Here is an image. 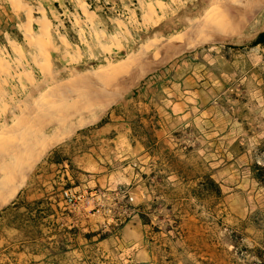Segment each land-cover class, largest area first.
Returning <instances> with one entry per match:
<instances>
[{
	"label": "rangeland",
	"instance_id": "rangeland-1",
	"mask_svg": "<svg viewBox=\"0 0 264 264\" xmlns=\"http://www.w3.org/2000/svg\"><path fill=\"white\" fill-rule=\"evenodd\" d=\"M262 33L264 0H0V201L20 186L0 245L30 231L24 212L1 214L20 196L99 189L118 234L132 220L129 264H264ZM54 148L69 160L55 172ZM90 148L112 186L75 187Z\"/></svg>",
	"mask_w": 264,
	"mask_h": 264
},
{
	"label": "crops",
	"instance_id": "crops-1",
	"mask_svg": "<svg viewBox=\"0 0 264 264\" xmlns=\"http://www.w3.org/2000/svg\"><path fill=\"white\" fill-rule=\"evenodd\" d=\"M112 115V114H111ZM98 135L100 133H97ZM83 133H78L80 139ZM132 139V135H128ZM159 140L160 137H157ZM106 138L102 139L105 140ZM148 137L142 139V146L144 154L150 155L151 148L148 147ZM95 148H90L88 152H79L75 157V162L78 164V168L87 173V179L85 183H78L77 188L92 189L98 183L104 184V187H110L114 184V174L112 173V162L108 163L104 161L95 160L98 153H95ZM62 151L59 148H54L51 151L50 157L47 159V163L53 168L55 172L58 168H62L63 164H67L69 160L57 159ZM99 159V158H98ZM104 162V163H103ZM97 172V175H93V172ZM108 171V172H107ZM60 172V171H59ZM100 174V175H99ZM104 174V175H101ZM56 176V173H53ZM72 176V173L65 170L63 177ZM72 186V183H71ZM16 199L13 203V207L1 211V214L9 213L13 211V218L18 216V212H24V219H28L29 230L27 233L16 225L10 228L13 238L11 242L6 240L5 243L0 245L2 249L7 253L9 258L0 264H129L127 260V254L130 252L132 244L125 242L123 231L130 232L132 220L127 224L121 232L118 234L117 229L112 226V218L108 213L95 214L85 207L80 209H72L67 206L63 199H50L42 196H31L30 199ZM15 200V199H14ZM140 207L142 203L138 204ZM5 216V215H4ZM139 216L134 215L133 218ZM62 220L65 224L59 233H54L49 227L50 222L53 219ZM52 218V220H51ZM51 220V221H49ZM108 225V226H107ZM1 231V228H0ZM5 231V230H4ZM122 239V240H121ZM117 241H123L121 247L123 248V254L126 259L124 262H117L114 252ZM127 241V240H126ZM4 242V241H2ZM132 250V249H131ZM66 253H78L82 258L80 260L62 261L59 257ZM19 256L20 259L11 257ZM1 262V261H0Z\"/></svg>",
	"mask_w": 264,
	"mask_h": 264
},
{
	"label": "built area",
	"instance_id": "built-area-1",
	"mask_svg": "<svg viewBox=\"0 0 264 264\" xmlns=\"http://www.w3.org/2000/svg\"><path fill=\"white\" fill-rule=\"evenodd\" d=\"M118 195L123 197L126 202L131 205L134 202V196L129 191H119ZM62 199L66 203L67 206L80 209V208H87L90 209L92 213L95 214H103L104 213V197L106 196L99 189L92 190L91 192L88 191H77L75 189H63L62 190ZM139 211L134 208H130L131 214H137Z\"/></svg>",
	"mask_w": 264,
	"mask_h": 264
},
{
	"label": "trees",
	"instance_id": "trees-1",
	"mask_svg": "<svg viewBox=\"0 0 264 264\" xmlns=\"http://www.w3.org/2000/svg\"><path fill=\"white\" fill-rule=\"evenodd\" d=\"M260 44H264V33L258 36V38L252 43V46H257ZM253 178L262 186H264V165L256 164L253 166ZM220 191V190H219ZM140 218L144 224H148L149 219H147L146 215L140 214Z\"/></svg>",
	"mask_w": 264,
	"mask_h": 264
},
{
	"label": "bare ground",
	"instance_id": "bare-ground-1",
	"mask_svg": "<svg viewBox=\"0 0 264 264\" xmlns=\"http://www.w3.org/2000/svg\"><path fill=\"white\" fill-rule=\"evenodd\" d=\"M246 4V3H245ZM231 16V15H230ZM31 38V37H30ZM99 120V119H97ZM96 121V120H95ZM72 134V133H71ZM74 134V133H73ZM70 135V133H69ZM57 140V138H56ZM55 142V141H54ZM52 144V143H51ZM50 148V147H49ZM19 187L18 186L17 188L14 189V191L9 194L8 196H6L2 201H0V207L2 206H5V205H8L10 202H12V200L16 197L17 193H18V190H19Z\"/></svg>",
	"mask_w": 264,
	"mask_h": 264
}]
</instances>
